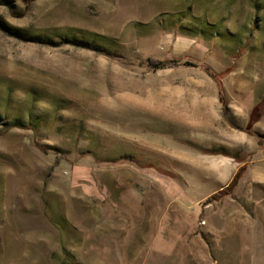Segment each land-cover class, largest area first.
Segmentation results:
<instances>
[{"label":"rangeland","instance_id":"obj_1","mask_svg":"<svg viewBox=\"0 0 264 264\" xmlns=\"http://www.w3.org/2000/svg\"><path fill=\"white\" fill-rule=\"evenodd\" d=\"M7 1L0 264H264V0Z\"/></svg>","mask_w":264,"mask_h":264},{"label":"trees","instance_id":"obj_2","mask_svg":"<svg viewBox=\"0 0 264 264\" xmlns=\"http://www.w3.org/2000/svg\"><path fill=\"white\" fill-rule=\"evenodd\" d=\"M34 0H24V5L26 8L29 7V5L33 2ZM0 3L5 4L8 6V8L10 10H12V6L11 3L7 0H2ZM24 13L21 12L19 13V15H23ZM244 49V46H241L238 48V52H242ZM237 52V53H238ZM182 57L181 56H177V57H173L172 59L168 60V59H153V58H148L146 59V62L149 66V68L152 69H158V68H164L166 66H169L171 63L173 64H178V63H185V64H193L190 61H181ZM203 70L210 75V77L216 82V86L218 89V99L221 103L222 106V112L223 115L227 117V114L229 112V107H228V100L226 97V93L224 91L222 82H221V76L219 73L214 72L209 66L203 65ZM261 109H262V102H258L257 104H255V106L251 109L250 112V118L247 124V130L251 127V125L257 121L258 117L261 114ZM256 135V139H257V144L258 147L260 149H264V135H259L257 133H255ZM237 162H240V166H238L236 172L234 173V175L231 177L230 181L226 184V186H224L223 188H221L218 193L216 194L218 195H225V194H230L231 191L233 190L235 184L237 183V181L239 180V178L242 176V174L245 172L246 170V165L243 161L242 158H240L237 154H233L231 155Z\"/></svg>","mask_w":264,"mask_h":264}]
</instances>
